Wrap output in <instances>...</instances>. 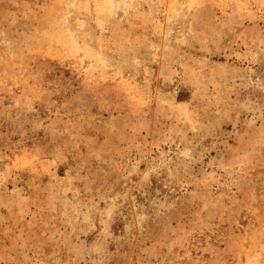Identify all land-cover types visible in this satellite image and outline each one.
<instances>
[{
    "label": "rangeland",
    "instance_id": "374dc122",
    "mask_svg": "<svg viewBox=\"0 0 264 264\" xmlns=\"http://www.w3.org/2000/svg\"><path fill=\"white\" fill-rule=\"evenodd\" d=\"M0 264H264V0H0Z\"/></svg>",
    "mask_w": 264,
    "mask_h": 264
}]
</instances>
